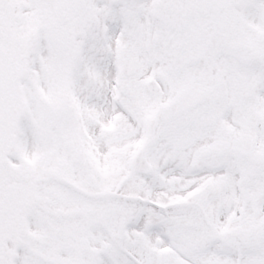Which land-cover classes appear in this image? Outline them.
I'll use <instances>...</instances> for the list:
<instances>
[{"label":"snow or ice","instance_id":"obj_1","mask_svg":"<svg viewBox=\"0 0 264 264\" xmlns=\"http://www.w3.org/2000/svg\"><path fill=\"white\" fill-rule=\"evenodd\" d=\"M0 264H264V0H0Z\"/></svg>","mask_w":264,"mask_h":264}]
</instances>
